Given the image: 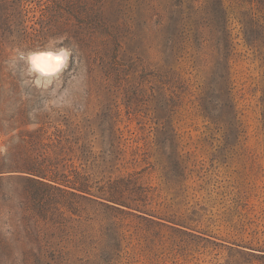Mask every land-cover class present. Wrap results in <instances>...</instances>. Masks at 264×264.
<instances>
[{
  "label": "rangeland",
  "instance_id": "obj_1",
  "mask_svg": "<svg viewBox=\"0 0 264 264\" xmlns=\"http://www.w3.org/2000/svg\"><path fill=\"white\" fill-rule=\"evenodd\" d=\"M60 37L48 111L7 60ZM0 264H264V5L0 0Z\"/></svg>",
  "mask_w": 264,
  "mask_h": 264
},
{
  "label": "clouds",
  "instance_id": "obj_2",
  "mask_svg": "<svg viewBox=\"0 0 264 264\" xmlns=\"http://www.w3.org/2000/svg\"><path fill=\"white\" fill-rule=\"evenodd\" d=\"M75 49L64 38H53L43 49H16L7 60L10 70L19 73L22 88L40 93L44 110L72 109L83 91V76L74 77L77 87L62 85L64 74L72 70Z\"/></svg>",
  "mask_w": 264,
  "mask_h": 264
},
{
  "label": "trees",
  "instance_id": "obj_3",
  "mask_svg": "<svg viewBox=\"0 0 264 264\" xmlns=\"http://www.w3.org/2000/svg\"><path fill=\"white\" fill-rule=\"evenodd\" d=\"M221 1V8L224 6V0H220ZM231 2H240L241 0H230ZM250 1H252L253 2V0H250ZM258 2H259V4H262V5H264V0H257ZM216 10V12L217 13H219L221 16V18H222V11H221V9H220V7H218L217 9H215ZM218 14V15H219Z\"/></svg>",
  "mask_w": 264,
  "mask_h": 264
}]
</instances>
